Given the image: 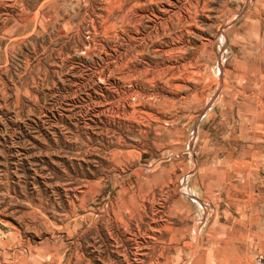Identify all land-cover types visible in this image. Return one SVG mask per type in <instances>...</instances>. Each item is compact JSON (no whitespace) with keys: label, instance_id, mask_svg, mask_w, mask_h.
<instances>
[{"label":"rangeland","instance_id":"1","mask_svg":"<svg viewBox=\"0 0 264 264\" xmlns=\"http://www.w3.org/2000/svg\"><path fill=\"white\" fill-rule=\"evenodd\" d=\"M262 1L0 0V264H258Z\"/></svg>","mask_w":264,"mask_h":264},{"label":"crops","instance_id":"2","mask_svg":"<svg viewBox=\"0 0 264 264\" xmlns=\"http://www.w3.org/2000/svg\"><path fill=\"white\" fill-rule=\"evenodd\" d=\"M262 5H264V0L262 1L261 3ZM190 196L192 197H196L198 198V201L199 202H209V203H212L215 199V193H189ZM175 210V209H174ZM174 214L177 215V218L174 219V220H182V222H187L189 219L191 220L192 222V217L189 215H185L187 214L186 212V209H183V215L181 216V210L180 209H177ZM221 230H223V228L221 227ZM199 238V239H198ZM191 239H194L195 242H199V246H209L210 244V248L207 247L204 251H201L199 256L201 257H204V263L205 264H212V263H216V264H234L236 263V260L233 259L234 258V250L232 249L231 246H234V240L235 238H231V237H226V238H212V237H201V236H198V237H195V238H191ZM216 241H220L221 245H227L228 248H226V250H223L222 251V256H221V260H219V258H215L217 257L218 253H216V251H214V255L212 254V244H214V242ZM189 242H185L183 243V246L185 245H188ZM192 244H195V243H190L189 245H192ZM8 244H6L7 246ZM197 245V244H195ZM193 251L190 252V255ZM224 255V256H223ZM18 258L14 261L15 264H37L38 261L40 260V258L43 256H41L40 254L38 255H33L31 257L29 256H26V255H18L17 256ZM47 260H50L52 261L51 259V255H48L47 257ZM215 261V262H214ZM242 261V259H240V256L237 257V264H241L240 262ZM47 264H53V263H47Z\"/></svg>","mask_w":264,"mask_h":264},{"label":"built area","instance_id":"3","mask_svg":"<svg viewBox=\"0 0 264 264\" xmlns=\"http://www.w3.org/2000/svg\"><path fill=\"white\" fill-rule=\"evenodd\" d=\"M255 260L258 264H264V257L262 255H258Z\"/></svg>","mask_w":264,"mask_h":264},{"label":"bare ground","instance_id":"4","mask_svg":"<svg viewBox=\"0 0 264 264\" xmlns=\"http://www.w3.org/2000/svg\"><path fill=\"white\" fill-rule=\"evenodd\" d=\"M140 5V4H139ZM152 39V38H151ZM140 52V51H139ZM158 52V50L156 51V53ZM138 53V52H137ZM156 57V56H155Z\"/></svg>","mask_w":264,"mask_h":264}]
</instances>
